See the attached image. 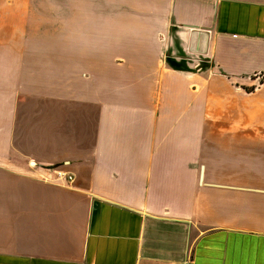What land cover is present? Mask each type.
<instances>
[{
	"label": "crops",
	"instance_id": "crops-1",
	"mask_svg": "<svg viewBox=\"0 0 264 264\" xmlns=\"http://www.w3.org/2000/svg\"><path fill=\"white\" fill-rule=\"evenodd\" d=\"M0 264H264V0H0Z\"/></svg>",
	"mask_w": 264,
	"mask_h": 264
},
{
	"label": "water",
	"instance_id": "water-1",
	"mask_svg": "<svg viewBox=\"0 0 264 264\" xmlns=\"http://www.w3.org/2000/svg\"><path fill=\"white\" fill-rule=\"evenodd\" d=\"M196 35L200 36V41L199 43H197L195 49L200 50L201 52H203L205 50V39L207 37V33L206 32H198L195 33Z\"/></svg>",
	"mask_w": 264,
	"mask_h": 264
},
{
	"label": "built area",
	"instance_id": "built-area-1",
	"mask_svg": "<svg viewBox=\"0 0 264 264\" xmlns=\"http://www.w3.org/2000/svg\"><path fill=\"white\" fill-rule=\"evenodd\" d=\"M56 178L60 179V180H65V181H69L72 182L73 181V177L70 175H66L65 172L61 171V170H56Z\"/></svg>",
	"mask_w": 264,
	"mask_h": 264
},
{
	"label": "rangeland",
	"instance_id": "rangeland-1",
	"mask_svg": "<svg viewBox=\"0 0 264 264\" xmlns=\"http://www.w3.org/2000/svg\"><path fill=\"white\" fill-rule=\"evenodd\" d=\"M239 132V131H238ZM235 133H237V132H234V134ZM234 137H237V138H239V135H236V136H234ZM234 156H238V154H234ZM235 164V163H234ZM250 164H255V163H253V162H250ZM237 164H235L234 165V168H236V170H240V168H238V166H236ZM238 165H239V163H238Z\"/></svg>",
	"mask_w": 264,
	"mask_h": 264
}]
</instances>
